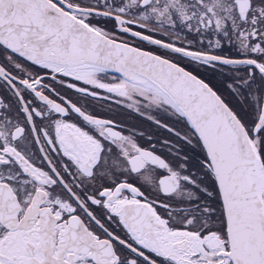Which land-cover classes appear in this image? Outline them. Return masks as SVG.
Listing matches in <instances>:
<instances>
[{
	"label": "snow or ice",
	"instance_id": "snow-or-ice-1",
	"mask_svg": "<svg viewBox=\"0 0 264 264\" xmlns=\"http://www.w3.org/2000/svg\"><path fill=\"white\" fill-rule=\"evenodd\" d=\"M0 264H264V0H0Z\"/></svg>",
	"mask_w": 264,
	"mask_h": 264
}]
</instances>
